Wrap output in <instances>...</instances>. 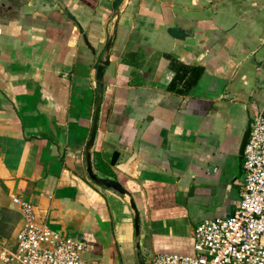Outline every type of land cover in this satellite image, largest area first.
I'll use <instances>...</instances> for the list:
<instances>
[{
  "label": "crops",
  "instance_id": "1",
  "mask_svg": "<svg viewBox=\"0 0 264 264\" xmlns=\"http://www.w3.org/2000/svg\"><path fill=\"white\" fill-rule=\"evenodd\" d=\"M107 57L92 161L129 194L86 170ZM257 110L264 0H19L0 15V236L22 226L20 198L85 240L87 264L193 255L197 224L237 208Z\"/></svg>",
  "mask_w": 264,
  "mask_h": 264
},
{
  "label": "built area",
  "instance_id": "2",
  "mask_svg": "<svg viewBox=\"0 0 264 264\" xmlns=\"http://www.w3.org/2000/svg\"><path fill=\"white\" fill-rule=\"evenodd\" d=\"M244 180L230 216L207 218L194 232L193 255L160 253L146 264H264V112L250 121L243 149ZM23 224L14 239L0 236V264H87L85 240L52 229L32 202L14 198Z\"/></svg>",
  "mask_w": 264,
  "mask_h": 264
},
{
  "label": "water",
  "instance_id": "3",
  "mask_svg": "<svg viewBox=\"0 0 264 264\" xmlns=\"http://www.w3.org/2000/svg\"><path fill=\"white\" fill-rule=\"evenodd\" d=\"M107 64H109L108 57L100 60V63L98 64L97 69H96L97 92H96L93 123H92L91 131H90V137L87 141L86 150H85L86 170H87L89 177L96 184L103 185L108 188H113L122 194H129L130 193L129 190L119 180L99 176L94 171V167H93L91 150H92V147L94 146L97 129H98V122H99V117H100L101 104H102L103 91H104V69ZM130 203L135 212L134 222H135L136 234H139L140 233V214L137 209L135 200L133 198L130 199Z\"/></svg>",
  "mask_w": 264,
  "mask_h": 264
},
{
  "label": "flooded vegetation",
  "instance_id": "4",
  "mask_svg": "<svg viewBox=\"0 0 264 264\" xmlns=\"http://www.w3.org/2000/svg\"><path fill=\"white\" fill-rule=\"evenodd\" d=\"M19 0H0V15L6 16L18 11Z\"/></svg>",
  "mask_w": 264,
  "mask_h": 264
},
{
  "label": "trees",
  "instance_id": "5",
  "mask_svg": "<svg viewBox=\"0 0 264 264\" xmlns=\"http://www.w3.org/2000/svg\"><path fill=\"white\" fill-rule=\"evenodd\" d=\"M96 158H97V167H99L100 169H102L103 172L107 173V174H111L113 173L112 168H109V166L107 164L104 163V161L100 158L99 154H96ZM117 157L115 156L113 158L112 163L115 164Z\"/></svg>",
  "mask_w": 264,
  "mask_h": 264
},
{
  "label": "rangeland",
  "instance_id": "6",
  "mask_svg": "<svg viewBox=\"0 0 264 264\" xmlns=\"http://www.w3.org/2000/svg\"><path fill=\"white\" fill-rule=\"evenodd\" d=\"M151 258V256H149L147 259Z\"/></svg>",
  "mask_w": 264,
  "mask_h": 264
}]
</instances>
